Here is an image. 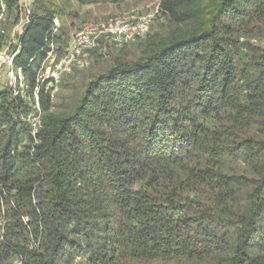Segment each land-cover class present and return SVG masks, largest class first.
Masks as SVG:
<instances>
[{"label": "trees", "instance_id": "trees-1", "mask_svg": "<svg viewBox=\"0 0 264 264\" xmlns=\"http://www.w3.org/2000/svg\"><path fill=\"white\" fill-rule=\"evenodd\" d=\"M126 1L0 0L25 83L0 89V264H264V0H161L144 38L90 52L80 90L74 69L40 94L31 136L69 2Z\"/></svg>", "mask_w": 264, "mask_h": 264}, {"label": "built area", "instance_id": "built-area-1", "mask_svg": "<svg viewBox=\"0 0 264 264\" xmlns=\"http://www.w3.org/2000/svg\"><path fill=\"white\" fill-rule=\"evenodd\" d=\"M24 8H27L28 0H22ZM28 15V11L26 12ZM28 18L26 17L25 22ZM24 22V23H25ZM58 21L54 20L52 33L58 30ZM150 21L148 18H130L120 21H109L105 23H91L75 35L69 47L60 55L56 51L53 43H49L45 50V57L41 62L35 79V86L32 91L34 103L32 112L27 116L30 133L36 137L42 125V111L39 104L40 94L48 97L49 102H53L59 92L62 79L68 77L74 69H84L88 63L86 55L91 51L99 49L103 41L108 42L115 48H122L128 44L135 43L142 39L148 32ZM22 25L16 28L18 34L21 33ZM0 60L7 65L6 81L13 90V95H23L25 89L24 78L21 69L12 68L13 58L0 54ZM32 61V60H31Z\"/></svg>", "mask_w": 264, "mask_h": 264}, {"label": "rangeland", "instance_id": "rangeland-1", "mask_svg": "<svg viewBox=\"0 0 264 264\" xmlns=\"http://www.w3.org/2000/svg\"><path fill=\"white\" fill-rule=\"evenodd\" d=\"M69 3L70 4L68 6L71 8L69 9V11L68 10L66 11V17L64 18L65 31L70 37L67 47L71 45L75 35L79 33L83 29L84 26L91 24V23L98 24V23H105L109 21H120V20L130 19V18H141V19L148 18V20L150 21V26L148 30L149 32L151 27L154 25V21L156 20L158 16L161 0H142V1L128 0L117 6L116 5H98V6L89 5V6L79 7L74 2H69ZM22 21L25 22L24 13H22ZM58 25H59L58 27L59 29L60 22L58 23ZM13 40L15 41L16 38L13 37ZM112 46L113 45L109 44L108 42L103 41L100 48L94 50L96 51V56L98 57L104 56V54L108 52V48ZM8 53L6 52L5 54L9 55ZM93 58L96 59L95 57ZM104 60L105 59L102 57L101 61H104ZM86 61L88 65L86 68L82 69L79 76L74 74L68 77L63 83V86L68 85L69 87H74L75 90L81 89L82 83H85L88 80L87 77H89L90 73L93 71L92 64L91 62L89 63L90 53L86 55ZM5 67H7V65H5V63H2V61L0 60V89L5 85V82H6V75H5L6 68ZM68 95H71V92L69 90H64L61 92L60 98L64 96H68ZM58 101L59 100L55 99L52 104L54 105ZM1 225L2 224L0 223V226Z\"/></svg>", "mask_w": 264, "mask_h": 264}]
</instances>
